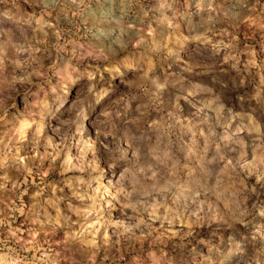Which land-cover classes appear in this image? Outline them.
<instances>
[{"label": "rangeland", "instance_id": "374dc122", "mask_svg": "<svg viewBox=\"0 0 264 264\" xmlns=\"http://www.w3.org/2000/svg\"><path fill=\"white\" fill-rule=\"evenodd\" d=\"M0 264H264V0H0Z\"/></svg>", "mask_w": 264, "mask_h": 264}, {"label": "clouds", "instance_id": "9594fccd", "mask_svg": "<svg viewBox=\"0 0 264 264\" xmlns=\"http://www.w3.org/2000/svg\"><path fill=\"white\" fill-rule=\"evenodd\" d=\"M240 3H245V0H239ZM246 6V5H245ZM83 118V109L80 110V119Z\"/></svg>", "mask_w": 264, "mask_h": 264}, {"label": "bare ground", "instance_id": "6f19581e", "mask_svg": "<svg viewBox=\"0 0 264 264\" xmlns=\"http://www.w3.org/2000/svg\"><path fill=\"white\" fill-rule=\"evenodd\" d=\"M227 135V134H226ZM228 136V135H227ZM225 138H226V136H225ZM227 139V138H226Z\"/></svg>", "mask_w": 264, "mask_h": 264}]
</instances>
